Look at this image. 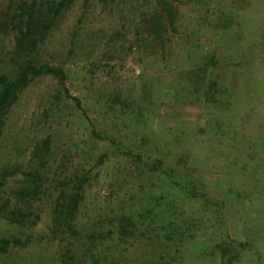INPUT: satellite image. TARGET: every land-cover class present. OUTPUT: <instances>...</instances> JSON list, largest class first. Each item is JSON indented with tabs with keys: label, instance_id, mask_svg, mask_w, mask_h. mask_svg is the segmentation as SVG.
Wrapping results in <instances>:
<instances>
[{
	"label": "rangeland",
	"instance_id": "obj_1",
	"mask_svg": "<svg viewBox=\"0 0 264 264\" xmlns=\"http://www.w3.org/2000/svg\"><path fill=\"white\" fill-rule=\"evenodd\" d=\"M55 1L0 0L1 75L17 16ZM33 55L66 79L33 78L6 113L0 204L35 223L0 212L20 240L0 264H264V0H73ZM24 171L42 185L19 202ZM81 181L71 235L55 207Z\"/></svg>",
	"mask_w": 264,
	"mask_h": 264
},
{
	"label": "trees",
	"instance_id": "obj_2",
	"mask_svg": "<svg viewBox=\"0 0 264 264\" xmlns=\"http://www.w3.org/2000/svg\"><path fill=\"white\" fill-rule=\"evenodd\" d=\"M106 2V0H102ZM73 2V0H57L55 2H49L46 6V10L42 6L35 7L32 6L29 11H22L17 17H19L15 27V50L14 55L19 59V63L16 65V74L14 77H8L6 75L0 74V135L2 132V127L5 121L6 113L9 107L17 100L18 94L27 86V84L35 77L43 74L54 75L60 83L66 79V75L61 67L50 66L48 64H39L35 60L33 53L38 48L39 43L43 42L50 32V29L59 16V14ZM163 12L171 20L172 10L169 4L165 3L163 6ZM26 13V15H24ZM155 12H152L153 15ZM158 15H160L158 13ZM167 19V18H166ZM167 19V20H168ZM67 93V92H66ZM78 108H81L80 101L76 97H72ZM48 139L43 141V144L35 147V152L41 151L43 148H47ZM23 180L20 188L15 191L16 198H19V202H23L27 196L34 197L37 195L39 188L42 185L41 175L37 171H24ZM3 179V176H2ZM83 181L79 182L73 187V192L68 196L60 195V199L63 201H58L55 207V212L58 214L57 222L58 225L65 227V229L71 234L75 235L76 230L73 226V220L76 215L77 207L80 203L81 190ZM1 185V182H0ZM0 212L2 217L9 224H19V225H34L35 220L31 218L32 213L26 212L18 207L11 208L9 206L8 200H2L0 204ZM36 217V216H35ZM119 223V231L122 235H131V226L134 222L130 216H121ZM20 240L14 236H5L0 234V250L7 248L9 245H17ZM226 243V244H225ZM220 251L226 254L231 250L224 242V245H219ZM238 250L229 257V261L232 259H237ZM231 262V261H230ZM61 264H73V259L71 257L65 258Z\"/></svg>",
	"mask_w": 264,
	"mask_h": 264
}]
</instances>
